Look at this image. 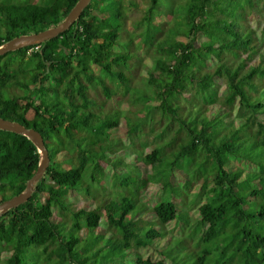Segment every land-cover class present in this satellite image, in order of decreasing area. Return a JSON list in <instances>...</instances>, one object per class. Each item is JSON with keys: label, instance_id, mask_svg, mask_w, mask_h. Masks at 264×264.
I'll list each match as a JSON object with an SVG mask.
<instances>
[{"label": "trees", "instance_id": "trees-1", "mask_svg": "<svg viewBox=\"0 0 264 264\" xmlns=\"http://www.w3.org/2000/svg\"><path fill=\"white\" fill-rule=\"evenodd\" d=\"M79 1L1 0L0 47ZM170 1L135 0L128 20L122 0H91L65 33L0 56V118L40 132L50 158L31 198L0 215V264H264V204L251 213L264 160L245 150L264 158V0ZM40 162L31 139L0 130V205ZM185 195L188 237L168 229Z\"/></svg>", "mask_w": 264, "mask_h": 264}, {"label": "water", "instance_id": "water-1", "mask_svg": "<svg viewBox=\"0 0 264 264\" xmlns=\"http://www.w3.org/2000/svg\"><path fill=\"white\" fill-rule=\"evenodd\" d=\"M90 2L91 0H80L78 4L75 6V8L71 11L67 19L56 28L43 31L38 34L23 35L11 40L6 45L0 47V56H4L7 53L13 52L27 45L37 44L52 40L58 37L59 35L65 33L81 17L82 13L88 7ZM0 130L6 132H12L31 139L41 156L39 169L35 174V176L28 182L26 191L21 195L9 201H6L0 205V215H2L11 209L26 203L31 198L35 184L41 180L46 170L48 169L50 158H49V152L45 147L43 136L37 130L29 129L24 125L11 122L8 120H4L2 118H0Z\"/></svg>", "mask_w": 264, "mask_h": 264}, {"label": "rangeland", "instance_id": "rangeland-1", "mask_svg": "<svg viewBox=\"0 0 264 264\" xmlns=\"http://www.w3.org/2000/svg\"><path fill=\"white\" fill-rule=\"evenodd\" d=\"M36 1H38V0H36ZM122 1H123V3H126L125 5H126V13H127L128 20L135 18L139 13L134 11V9H132V7L129 5L135 0H122ZM163 3H164V5H161L162 9L169 8L173 4L172 1H170V0L169 1L162 0V4ZM167 19H169V17ZM159 20H162V19H159ZM127 27H128V29H130V27H131L129 21H128ZM131 32H133V31H131ZM137 34H134V38H135L136 42H138ZM144 56L146 57L147 54H145ZM146 58L149 59L148 57H146ZM261 100L264 103V96H262ZM263 111H264V108H263ZM232 116L236 117V114H234ZM118 118H119V115L117 117L116 114L103 115V117H98L97 126L102 125V123H105L106 121H107V123H113L115 121H118ZM122 121L123 120L121 119V122ZM220 125H221V128H223V129L229 128V127L231 128V125L228 124L227 120L225 118H223V116H221ZM121 126L122 125H120V127ZM229 130L231 131V129H229ZM243 131H245V130H243ZM126 141L127 140H124L125 143H126ZM141 145H143L142 142L138 141V143H137V147L138 148L137 149H139ZM146 145L147 144H145L144 147H146ZM253 145H254V143L251 142V143L247 144L246 148H245V150L247 151V155H248L249 159L252 160V161H256V162L263 161L264 158H263V155L261 154L263 149H260V150L253 149V147H252ZM87 146H88V143L87 144L86 143L83 144V147H87ZM131 171L134 172V176H131V178H134V180H137V177L135 175L137 174V172L139 173L138 169L135 167V168L131 169ZM86 176L88 177V174ZM160 178H161V180H165V178H163V177H160ZM160 178L158 180H156L155 182L159 181ZM85 179H86V182L89 181L86 177H85ZM102 185L107 190L109 189V181L108 180L104 179L103 182H102ZM161 194H162V190L157 186L156 183H153L152 185H150L147 188L146 193H145V197L143 198V202L147 206H154L155 203L157 202V199L161 196ZM190 194H191V192L186 190V195L190 196ZM186 195L183 197V199H184L183 205L184 206L182 205L180 200L178 201L179 202V211H180V213L182 215L186 214V216H181L180 215L181 217H178L177 221L172 222L171 224L168 225V229H170V230L175 229V233H177V234H180V232L184 231L186 233L185 235L188 237L189 235H191V233H193V230L196 229L197 225L195 223V218H194L193 214L189 213V208H188V205L192 204L195 200L190 198L187 201ZM79 198H80V195L77 194V193L71 195L72 202H77ZM263 204H264V196H259L258 198H256V200H254V203L251 204V207H252L251 213L258 212L260 210V208L255 209V207H259V206H261ZM145 212L148 213V210H145ZM262 229L264 230V226L262 227ZM190 243H191V241H190ZM192 245L194 246V249L196 251H197V249L199 251H202L201 246L198 247L197 239H195L194 242L192 241ZM203 248L205 249L206 247L204 246ZM3 258H6V255H3ZM212 258H213V261L222 260L223 258H222V255H221V251L220 250H213L212 251ZM219 264H222V263L220 262Z\"/></svg>", "mask_w": 264, "mask_h": 264}, {"label": "built area", "instance_id": "built-area-1", "mask_svg": "<svg viewBox=\"0 0 264 264\" xmlns=\"http://www.w3.org/2000/svg\"><path fill=\"white\" fill-rule=\"evenodd\" d=\"M36 50L38 49V48H35ZM30 52H32V50H30Z\"/></svg>", "mask_w": 264, "mask_h": 264}]
</instances>
